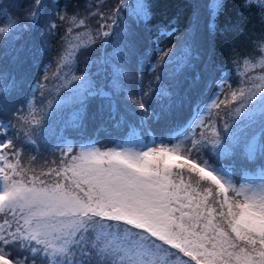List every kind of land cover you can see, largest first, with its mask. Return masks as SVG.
Wrapping results in <instances>:
<instances>
[{
	"label": "snow or ice",
	"instance_id": "6c2138e0",
	"mask_svg": "<svg viewBox=\"0 0 264 264\" xmlns=\"http://www.w3.org/2000/svg\"><path fill=\"white\" fill-rule=\"evenodd\" d=\"M254 6L264 19V0H243L242 7ZM206 7L207 29L215 38L225 0H209ZM56 9L60 5L51 0L0 2L2 44L31 33L38 54L48 37L69 25L56 70L45 72L22 107L11 103L18 82L0 71V264H264V33L259 51L227 45L241 69L237 87L227 83L223 68L216 70L212 82L219 91L203 112L197 107L198 120L157 139L153 122L167 127L175 116L171 107L155 103L169 93L151 83L137 91L135 84L143 85L139 64L153 30L159 37L175 32L154 24L148 0H116L107 13H91L99 18L94 31L87 18ZM224 31L243 29L235 24ZM190 39L186 34L173 47L157 42L152 70L186 69ZM98 43L111 45V52L76 74L77 54ZM133 52L139 53L137 68L125 71ZM210 52L213 69L214 46ZM101 69H111L103 81ZM202 75L193 74L194 84ZM51 81L56 84L49 88ZM94 104L126 126L122 143L106 150L82 146L78 153L68 147L55 168L30 166L36 157L26 158L25 148L37 144L46 118L72 106L75 127ZM213 117L223 120L222 129ZM257 166L259 171L233 178L237 168Z\"/></svg>",
	"mask_w": 264,
	"mask_h": 264
},
{
	"label": "trees",
	"instance_id": "16d2710c",
	"mask_svg": "<svg viewBox=\"0 0 264 264\" xmlns=\"http://www.w3.org/2000/svg\"><path fill=\"white\" fill-rule=\"evenodd\" d=\"M106 2L107 0H54V3L60 5V9H56L54 11H60L63 14V10L66 8L67 15L69 16L78 15L80 18H87L88 29L94 31L97 27V20L99 18L88 15L85 10L87 9V7H99ZM148 2L152 5L154 24L157 27L165 26L166 31H174L175 35L159 37L158 34L153 30L150 40V57L144 62V65L142 67L148 80L144 88L145 90H147L148 84L151 83L153 89H155L158 85H162L167 90L166 84L161 79L159 81L156 80V76L160 75L161 78L164 74V71L161 72V69L159 68H157L155 72L152 70V65L155 64L156 60L153 47L157 44V42H159L161 47H173L178 44L183 32L189 26V21H191L193 14L195 13L194 7L196 5V2L193 0H148ZM242 4L243 0H225L224 11L217 20V33L215 38H213V46L215 47L216 54L215 68L209 71L211 82L216 79V70L223 68L224 74L229 76L227 83L231 84L232 87H237L239 85V80L242 78L240 76L241 69H238L236 65L232 63V59H234V57L230 58L227 45L234 43L241 51H247L249 49H256V51H259L258 37L262 33H264V19L261 18L258 7L254 6L251 8H244L242 7ZM235 24L240 25L241 29H243L242 33L234 31H224L226 26ZM68 27V24H62L59 29L54 32L53 35L48 37L47 40H49L50 42L49 49H44L42 51L40 50V52L38 53L43 54V58L38 62L39 66L36 69L38 70L37 72L35 70L36 67L32 63L34 58L38 55L35 54L34 45L23 46V50L18 54H16L15 52L12 53L11 50L5 52L3 51L4 53L1 52L2 48H4V46L1 45L2 48L0 47V71H2L6 67L7 62L15 59L17 65L22 66L23 68L18 69V76H20V78L27 72L30 73V76L32 75L29 79L24 80L25 84L23 92L15 100L20 99V101H23L26 97L31 96L36 82H43V76L45 72H47V74L51 76L50 70L57 63L58 56L63 51L64 38L67 34ZM17 43L20 44L22 42L17 41ZM97 45L106 47V45L102 46L99 43ZM107 47H110V45H107ZM77 56L78 58L76 61V65L74 66V71H76V74L79 75L83 72L86 65L91 68V64H89V61L97 59L95 45H93L90 49H82L77 54ZM194 63L195 62L192 63L191 61V64ZM191 64L186 69H177V71L183 70L181 80L187 77L188 69L191 68ZM31 68L33 69L31 70ZM27 69L29 70L27 71ZM93 71L95 74V70ZM202 71L203 70L200 67H198L197 69L191 68V72L193 73L188 77L187 83L194 82L193 74L195 73V75L198 76L202 74ZM35 72L36 74L38 73V75H34ZM104 79H102V81ZM55 84L56 81L54 85ZM225 87H227V84L225 85ZM218 91L219 90L212 82V89L209 96L205 99H202V102L200 104L201 112H203V104L209 101V99L215 93H218ZM197 95L198 94L193 95V97L196 98ZM35 100L37 106H39L43 100L38 90L35 92ZM14 101L11 103L13 104ZM16 107H22V104H17ZM159 107H163L165 110H168L169 108L167 104L160 105L158 106V108ZM187 107L188 104L181 105V109L179 110H183ZM73 112L74 108L72 106H66L62 109L57 110L54 115L45 119L41 129L38 130V133L35 137V139L37 140V144L35 146L30 145V147L32 148V151L37 152L38 157L44 158V165L49 166L51 164H54V161L59 162L63 158V154L66 150L65 148L68 146V144H59L57 142V139L61 137L67 139L68 136L71 135V137L76 139L74 143L75 146L82 144L83 142H86L90 139H94L96 143L102 145V148H106L111 145L112 134H116L117 136L122 137V142L124 141V139H126V126L124 124L118 125L115 121L109 119L106 113L98 116L97 110H95L94 117H91V113L88 112L87 117L82 120L78 124V126L73 127L71 123L73 120ZM174 113V117H176V111ZM198 118L199 117L196 116L195 120H198ZM203 118L205 120L208 119L207 115H204ZM213 120L216 122L217 127L222 128L220 123L215 120V117H213ZM172 121L175 122V126L177 127L183 121V118H176ZM152 127L157 139H160L161 136L175 135L180 132H175V130L171 134H168V132H165L166 127L161 126L156 122L152 125ZM84 128L89 129L91 132L85 130ZM57 129H62L65 133V136H62L63 133L56 131ZM110 131H112L111 134ZM78 132H83V136H78V134H76ZM233 178L236 179L235 173Z\"/></svg>",
	"mask_w": 264,
	"mask_h": 264
},
{
	"label": "rangeland",
	"instance_id": "374dc122",
	"mask_svg": "<svg viewBox=\"0 0 264 264\" xmlns=\"http://www.w3.org/2000/svg\"><path fill=\"white\" fill-rule=\"evenodd\" d=\"M193 1L196 2V5L194 7L195 13L193 14L191 21H189V26L183 32L179 42H181V43L183 42L186 34L191 35V39L189 41V46L191 49V57L193 56L192 63L195 62L194 64H191V68H195V69H197L198 67L202 68V70H203L202 74L203 75H202V78L197 80L194 84V82L187 83L188 77L193 73V72H191V68L188 69L187 77L184 78L183 80H181V75H182L183 70L177 71V69H176L174 73L172 72L171 68L164 70V74L162 75V77L160 79L166 84L167 91H168L169 95L167 97L160 98L159 101L155 102V103H156V106L167 104V106L171 107V109L174 112L176 111L177 116L174 117V119H176V118H183L184 119V117L189 113L188 107L191 104H193V103H190V99H189L190 95L193 96V95L198 94V96H196L197 98H195V100L205 99L206 97L209 96L211 89H212L211 77L209 76V71L211 69L209 68L208 60H209V56L211 55L210 49L213 47V38L209 35L208 29H207L208 10L206 7V5L209 3V0H193ZM0 2H2L5 6H7L9 4L14 3V0H0ZM46 2H48V0H46ZM51 2L54 3V0H51ZM129 2L132 3L133 0H129ZM115 3H116V0H107V2L105 4H103L99 7H87L85 12L88 15H91V13H95V12L107 13L109 11V9L111 8V6L114 5ZM197 6H199V7L197 8ZM126 11L127 10H125V13H122V15H126ZM197 14L199 15V22H197V19H196ZM9 15H11V13H9ZM48 18L49 19L52 18L51 12L49 13ZM46 28H47V25L45 24L44 27L41 29V32H43ZM47 39L44 41V45L41 48V51L44 49H46V50L49 49L50 42ZM16 40L21 41L22 42V43H20L21 45L19 43H17ZM35 44H36L35 38L31 33H20L10 43H8L6 45L0 43V47H1V45L4 46V48L1 47L2 48L1 52L11 50L12 53L15 52L16 54H18L19 52H21L23 50L22 49L23 46H25V45L26 46H29V45L35 46ZM148 44H149V47L144 50V58L141 59V63L139 64L140 72L138 74L143 77V85H141L140 81L137 80V82L135 84V89L137 91H139L141 86L145 87V84L148 81L146 74L142 68L144 65V62L150 57L151 44L149 42H148ZM111 50H112L111 45H110V47H107V45H106V47H101L99 45H95L96 55L100 56V57H103L105 55V52L110 53ZM3 53H2V55H3ZM42 58H43V54H38L34 58V60L32 61L33 65L36 67L35 70L39 66L38 62L40 60H42ZM138 58H139L138 52L130 53L128 65H122V67H124V70L129 71L132 69H136L137 68L136 60ZM18 69H23V68H22V66L17 65V62L15 61V59H12V61L7 62L6 67L2 70L9 75L10 79H15L18 82V86H19L18 91L12 96L11 102H13L15 99H17L19 97V95L23 92V88H24V84H25L24 80H27L32 76V75L30 76V73L27 72L26 74H24L20 78V76H18ZM32 69L33 68H31V70ZM28 70L29 69H27V71ZM55 70H56V64L50 70V75ZM37 71L38 70H36V72ZM110 71H111V69H108L107 72H105L104 70H101L100 71V79L101 80L104 79V77L108 73H110ZM36 72L34 73V75H38V73L36 74ZM185 76H186V73H185ZM197 77H201V75H198ZM54 83H55V81H51L49 84V87L52 88L54 86ZM17 104H21L20 99L15 100L13 103V105L15 107ZM184 104H188V107L184 108L183 110H179V109H181V105H184ZM95 110H97L98 116H101L104 113H106V115H108L106 109L103 112L98 111L97 105L94 104L88 110V112L91 113V117H94V115H95L94 111ZM218 122L223 127V120H218ZM154 123L155 122H153V124ZM59 127H58V129H59ZM175 128H176L175 122L169 120L165 132H168V134H171L175 130ZM58 129L56 131L60 132ZM84 129L90 131L89 129H86V128H84ZM111 132L112 131H110V134H111ZM76 134H78V136H83L84 133L78 132ZM109 135H108V137H109ZM164 137H167V135ZM75 140H76L75 138H73V137H71V135H69L67 138V141H70V142L65 149L67 150L68 147H72L73 152L78 153L82 146L94 145L95 147H97L101 150H106L108 148L115 147L118 144L122 143V137H119L116 134L111 135V145L109 147H106V148H102L101 147L102 145H100L99 143H92L90 141L86 142L85 144H79V145L75 146L74 145ZM149 142H150V140H145V143H149ZM66 150H65V152H66ZM25 156H26V158L31 157V156L36 157L35 161H33L30 166L35 167L37 169V171H39L42 167L45 171H47L49 167L55 168L57 166V164H51L49 166L44 165V161H45L44 158L38 157L37 152L32 151V148L30 147V145L25 148ZM64 158L65 157L63 154L62 159H64ZM245 171H247L249 173H253L254 171H259V168H258V166L255 170L237 168L235 171L236 178L242 177L243 173Z\"/></svg>",
	"mask_w": 264,
	"mask_h": 264
}]
</instances>
